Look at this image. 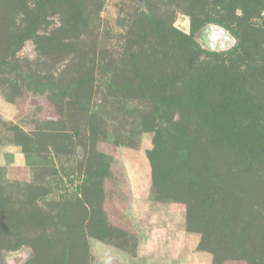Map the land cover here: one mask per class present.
Here are the masks:
<instances>
[{"label": "rangeland", "instance_id": "rangeland-1", "mask_svg": "<svg viewBox=\"0 0 264 264\" xmlns=\"http://www.w3.org/2000/svg\"><path fill=\"white\" fill-rule=\"evenodd\" d=\"M0 264H264V0H0Z\"/></svg>", "mask_w": 264, "mask_h": 264}]
</instances>
